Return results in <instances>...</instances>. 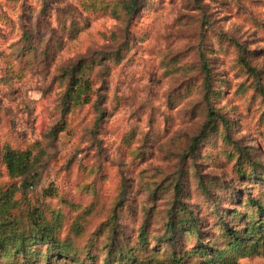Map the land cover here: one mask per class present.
Instances as JSON below:
<instances>
[{"label": "rangeland", "instance_id": "rangeland-1", "mask_svg": "<svg viewBox=\"0 0 264 264\" xmlns=\"http://www.w3.org/2000/svg\"><path fill=\"white\" fill-rule=\"evenodd\" d=\"M130 1L0 0V196L15 191L26 231L33 209L59 214L81 264H105L114 237L132 264H214L207 250L264 264L227 233L264 206V0ZM80 60L90 102L63 113ZM6 146L32 151L27 184L9 177ZM181 204L197 232L169 231ZM28 246L0 264L51 261Z\"/></svg>", "mask_w": 264, "mask_h": 264}, {"label": "trees", "instance_id": "trees-1", "mask_svg": "<svg viewBox=\"0 0 264 264\" xmlns=\"http://www.w3.org/2000/svg\"><path fill=\"white\" fill-rule=\"evenodd\" d=\"M138 9L137 0H131L126 10L129 13H133ZM80 60L78 64H75L71 68L65 71V75L69 78L68 90L64 93L62 98V110L63 113L68 112L71 108L83 106L89 103V91L91 88L89 78L86 74V69H89V65ZM207 74H209V68L204 67ZM209 78H207V81ZM55 129L52 133H55ZM3 164L7 170V173L12 179H24L25 184L30 180V176L35 171V163L33 159V153L30 149L17 150L10 146L4 147ZM253 173L252 176H255ZM15 191L9 190L4 192L0 196V256L8 257L7 252L14 251V253L26 252L28 245L32 242H41L47 246L48 264H52L53 261L59 260L58 264H81V260L78 256L74 241L72 238L61 240L58 237L60 215L51 216L48 219L44 211L33 209L27 216L28 222H31L30 231H26L21 226V218L17 214L13 213V210L17 208V202L14 201ZM252 204L257 208V214L259 215L258 221L252 223L243 230H235L231 227H227V233L236 239L235 245L239 242L250 243L256 250H261L264 253V206L260 202L252 201ZM182 215L177 217L172 215L168 222L169 231H174L178 226L193 228L197 232V227L192 222V213L184 205H180ZM32 230V231H31ZM147 242V234L144 228L140 230L139 243L141 249ZM109 258L105 261V264H112L113 262L119 264H132L137 261V254L135 250L124 246L122 242L114 237L112 238L109 246ZM222 251L207 250V254H211L214 264H224ZM84 260L92 258L91 254H85ZM69 260V261H68ZM84 262V261H83ZM57 264V263H55Z\"/></svg>", "mask_w": 264, "mask_h": 264}]
</instances>
